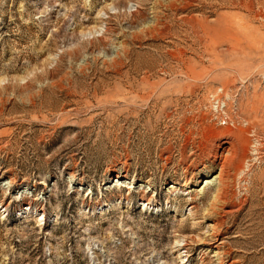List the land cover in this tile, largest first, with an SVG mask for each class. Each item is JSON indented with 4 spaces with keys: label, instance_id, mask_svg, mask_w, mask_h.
I'll list each match as a JSON object with an SVG mask.
<instances>
[{
    "label": "rangeland",
    "instance_id": "obj_1",
    "mask_svg": "<svg viewBox=\"0 0 264 264\" xmlns=\"http://www.w3.org/2000/svg\"><path fill=\"white\" fill-rule=\"evenodd\" d=\"M219 260L264 264V0H0V264Z\"/></svg>",
    "mask_w": 264,
    "mask_h": 264
},
{
    "label": "bare ground",
    "instance_id": "obj_2",
    "mask_svg": "<svg viewBox=\"0 0 264 264\" xmlns=\"http://www.w3.org/2000/svg\"><path fill=\"white\" fill-rule=\"evenodd\" d=\"M213 167H214V169H217V168L219 169V171L214 174V178L213 179L205 178L204 181H202L203 185H201V186H197L195 184L196 181H195V183H193L194 181L190 182V183L188 182V183L184 184V188L187 189L186 191L191 196V199H192L191 209L197 211V208L199 207V205L197 204V202L195 200L197 198V195H199V193L201 195V191L206 190V187L209 184L213 185V187H212L213 190L211 192V196H209L210 198H209L208 206H206L205 209L203 208L204 211H205V213H204L205 217L204 216L203 217L206 218L207 220L211 221V224L209 225L210 231L212 233L211 235H213V237L217 238V237H219L218 230H219L220 226L222 225V219L218 218V216L220 214V213H218V210H219L218 208H220V210L222 208H224L223 210L227 214V213L232 212L233 210H235L236 206L231 205L232 203L229 204L230 202L228 203V201H227V197L229 196V192H230L229 191V189H230L229 186H230V183H231L232 180L230 178L231 175H229L227 173V171H225L224 167H226V166L223 165V163L220 160V158H215V161L213 163ZM201 175L196 178L197 182L200 179ZM170 188L177 189V186H176V184H173V185L170 186ZM204 200H206V199H204ZM230 201L232 202V199ZM198 210H199V208H198ZM220 210H219V212H220ZM185 246H188V244L186 243ZM217 246L215 248H217ZM214 256L216 257V259H220L221 258V253L216 251ZM222 259H220V260L222 261ZM221 264H223V263L221 262Z\"/></svg>",
    "mask_w": 264,
    "mask_h": 264
}]
</instances>
